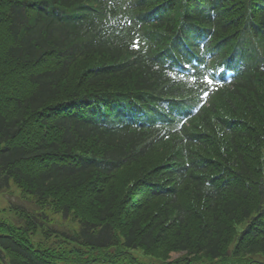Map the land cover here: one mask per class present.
I'll list each match as a JSON object with an SVG mask.
<instances>
[{
  "label": "trees",
  "instance_id": "1",
  "mask_svg": "<svg viewBox=\"0 0 264 264\" xmlns=\"http://www.w3.org/2000/svg\"><path fill=\"white\" fill-rule=\"evenodd\" d=\"M12 187L0 264H263L264 0H0Z\"/></svg>",
  "mask_w": 264,
  "mask_h": 264
},
{
  "label": "rangeland",
  "instance_id": "2",
  "mask_svg": "<svg viewBox=\"0 0 264 264\" xmlns=\"http://www.w3.org/2000/svg\"><path fill=\"white\" fill-rule=\"evenodd\" d=\"M21 196L22 195L18 192V190L15 187H12L9 191L3 192V193L0 192V217L1 218L4 219L8 217L9 215H11L13 216L11 217L12 219H14L15 221H18V216L10 211L11 204H15L19 206H26L29 208L30 211L36 210L35 206L30 204V201L24 200ZM55 220L59 221V218L55 217ZM63 226H65L67 229L75 228V224L71 222V220H68L67 223L63 224ZM233 248H234V245L232 246V250ZM133 253H135V255L144 263L158 264V262H156L157 260L151 257L145 256L141 250L132 251V254ZM111 254H113V251L111 252ZM171 256H172L171 261H177V259H179L182 256V254L174 253ZM255 260L264 264V255L262 254L256 255Z\"/></svg>",
  "mask_w": 264,
  "mask_h": 264
}]
</instances>
